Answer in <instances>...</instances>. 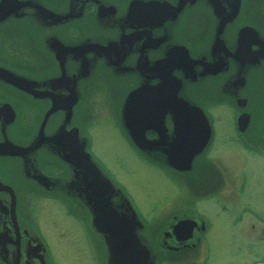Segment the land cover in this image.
Instances as JSON below:
<instances>
[{
    "label": "flooded vegetation",
    "instance_id": "flooded-vegetation-1",
    "mask_svg": "<svg viewBox=\"0 0 264 264\" xmlns=\"http://www.w3.org/2000/svg\"><path fill=\"white\" fill-rule=\"evenodd\" d=\"M228 104L233 127L218 133L210 109ZM107 117L195 201L228 198L229 231L250 256L240 264H264L245 174H264V0H0V264H56L35 212L50 201L101 264L111 236L145 247L144 263H208L211 227L197 211L148 224L94 152L90 126ZM201 143L188 162L174 152Z\"/></svg>",
    "mask_w": 264,
    "mask_h": 264
},
{
    "label": "rangeland",
    "instance_id": "rangeland-1",
    "mask_svg": "<svg viewBox=\"0 0 264 264\" xmlns=\"http://www.w3.org/2000/svg\"><path fill=\"white\" fill-rule=\"evenodd\" d=\"M215 117L218 133L233 127V107L210 109ZM94 152L109 172L120 183L126 185L136 206L148 224H156L167 215L182 211H197L209 224L208 241L210 259L207 264H240L245 253L239 242L230 233L228 198L219 194L195 201L192 189L179 188V184L168 173L146 165L140 156L124 141L110 123V118L100 125H91ZM224 163L228 165L230 150H222ZM228 167V166H227ZM247 203L264 215V174L261 168L255 174L245 173ZM37 224L45 234L56 264H101L95 241L88 239L85 230L75 224L56 201L38 203L35 208ZM198 214V215H199ZM193 264V263H192Z\"/></svg>",
    "mask_w": 264,
    "mask_h": 264
},
{
    "label": "water",
    "instance_id": "water-1",
    "mask_svg": "<svg viewBox=\"0 0 264 264\" xmlns=\"http://www.w3.org/2000/svg\"><path fill=\"white\" fill-rule=\"evenodd\" d=\"M193 109V108H192ZM191 109V110H192ZM186 112L189 111L190 109H188L187 107L184 109ZM193 111L195 112H200V110L196 107H194ZM198 114V113H197ZM199 117V115H197ZM187 118V117H186ZM200 119L203 120V115L202 113L200 114ZM186 132V130L184 131ZM205 143V142H204ZM201 143L200 146H198L195 149H174L175 153H184L186 155V161L188 162V158L189 160L191 159V156H193L195 153H198L202 150V148L204 147L203 144ZM172 160H175L174 164L172 163L173 168H178V162L176 161L175 157L172 158ZM185 167H187V165H185ZM102 208V205L100 206ZM99 207L98 204L95 205V211H94V226L96 230H100L101 232L104 230H106V228L104 229L100 224H99V216L103 213V210ZM122 240H120L119 242H121ZM118 241H115L113 236H111L108 241H107V245H108V250H109V255L107 258V264H154V263H144L141 262L140 260L142 259L141 256H143V252H144V257L145 260L148 259V252L145 249V247H140L139 245L136 246L135 248L129 246V248H124L119 244ZM121 255L122 258L120 261L118 260H114L113 255ZM126 256V257H125ZM126 259V260H125Z\"/></svg>",
    "mask_w": 264,
    "mask_h": 264
}]
</instances>
